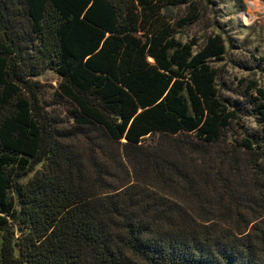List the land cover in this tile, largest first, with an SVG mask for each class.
Wrapping results in <instances>:
<instances>
[{"label":"trees","instance_id":"trees-1","mask_svg":"<svg viewBox=\"0 0 264 264\" xmlns=\"http://www.w3.org/2000/svg\"><path fill=\"white\" fill-rule=\"evenodd\" d=\"M196 4L0 0V264H264V84L233 135L223 39H175Z\"/></svg>","mask_w":264,"mask_h":264},{"label":"rangeland","instance_id":"rangeland-1","mask_svg":"<svg viewBox=\"0 0 264 264\" xmlns=\"http://www.w3.org/2000/svg\"><path fill=\"white\" fill-rule=\"evenodd\" d=\"M198 19L178 30L175 39L180 43H195L193 53L207 46V38L221 37L226 53L211 66L218 72L219 95L239 107V126L232 124L230 132L240 137V130L254 131L256 126L250 107L240 93V81L257 80L264 84V62L255 61L264 56V3L260 0H196ZM171 15L180 18L187 13L184 7L171 9ZM40 99L46 110L63 117L64 103L54 91L59 82L57 74L44 70L34 78Z\"/></svg>","mask_w":264,"mask_h":264}]
</instances>
